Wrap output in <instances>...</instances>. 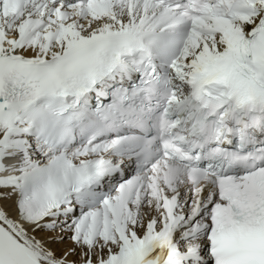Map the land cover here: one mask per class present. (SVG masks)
<instances>
[{
    "label": "snow or ice",
    "instance_id": "6c2138e0",
    "mask_svg": "<svg viewBox=\"0 0 264 264\" xmlns=\"http://www.w3.org/2000/svg\"><path fill=\"white\" fill-rule=\"evenodd\" d=\"M0 264H264V0H0Z\"/></svg>",
    "mask_w": 264,
    "mask_h": 264
}]
</instances>
